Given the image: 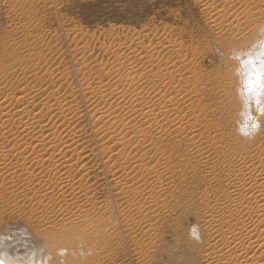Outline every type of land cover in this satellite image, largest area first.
<instances>
[{"label":"rangeland","instance_id":"1","mask_svg":"<svg viewBox=\"0 0 264 264\" xmlns=\"http://www.w3.org/2000/svg\"><path fill=\"white\" fill-rule=\"evenodd\" d=\"M263 10L264 0H0V85H5L6 90L14 91L15 97L24 95L19 88L25 83L28 88L34 85L31 91L35 87H42L40 96L34 98V105L36 102L49 101L48 95L51 96L52 93L51 97L67 98L74 112L66 126H63L65 122L59 121H56L58 125L55 123L50 126V115L46 112L39 113L40 104L30 109L27 116H36L35 120L39 121L42 118L39 125L43 127L45 134L51 133L54 128L56 132L60 130L58 135H70L78 143L76 151L71 149L62 158L72 156L70 163L74 167L68 170L65 167L54 169V161L28 165L29 170H43L29 176L19 175L20 173L11 176L7 175L5 169H0V187L2 185L6 188V191L0 193V256L16 258L21 260V264L30 263L34 255L37 258L35 264H205V256L213 243L208 219L212 218L217 224L225 221V217L215 208L227 201L222 195L224 183H220L219 179L226 180L229 171L221 169L218 162L213 169H207L200 158L183 160L186 145H180L176 141L177 136L171 135L168 139L170 149L165 148L168 136L158 134L153 128L148 130L146 141L141 144H137L138 138H142L139 135L131 136V133V137H122L116 123L102 136V133L95 131L96 126L92 123L94 119L88 115V110L98 108L99 100L81 92L86 84L96 86L100 83L118 90L127 86L130 92L133 89L139 90L152 103H157L159 96L163 94L166 100L170 98V102L173 101L171 104L175 109L172 116H176L174 118L178 123L187 126L195 124L196 127L202 125V134L198 137L201 146L207 147L210 137L212 144L214 139L219 140L220 147L213 153L215 159L219 156L225 158L226 155L230 157L229 141L232 137L228 138V134H232L234 140L239 139L241 150L238 151L243 153L242 149L246 147L256 149L259 144L257 139L264 133V65L257 75L256 70H253L257 76L256 83L250 86L244 84L249 92H246L239 79L243 76L240 71L244 61L258 64L254 50L264 46V29L258 31L256 28L252 30V27L264 25ZM213 22L216 24H212ZM217 24L221 28L216 27ZM225 26L228 27L227 30H224ZM242 29L246 37L254 35L255 39L250 41L251 44L230 43L232 36ZM262 57L264 58V52L260 59ZM4 66L8 69L9 76L7 72L2 74ZM170 68L174 70L171 75L166 76L165 71ZM129 69L132 73H143L138 74L140 83L135 81L132 88L117 81L119 76L130 72ZM46 71L52 73V81H44ZM238 74H241L240 77ZM145 75L147 78L142 77ZM251 80L253 81V77ZM229 81L234 87L225 95L228 91L225 85ZM241 86L243 91L239 89ZM1 87L0 100L7 94ZM116 100L113 98L112 104L119 101ZM15 111L14 109L12 112ZM17 117L19 116L11 117L14 123L7 127L6 138L0 135V143L5 142L0 145L5 147L6 153L12 151V142L15 146L20 145L18 142L21 138L12 137L19 126ZM211 119L213 124L209 122ZM167 124L169 123H163V126L169 127ZM215 124L223 125L224 137L215 133ZM35 126L25 132L30 135L25 138L31 139L36 130H39V126ZM44 126L50 127L45 129ZM18 129L22 130V127ZM151 137L158 141L156 146L146 143ZM2 138L5 140L2 141ZM121 141L126 145L121 149L122 156L117 157V151L122 145L115 143ZM111 151L113 159L118 158L113 167L108 159ZM145 151L147 155H143ZM14 152L10 154L12 156H3V167L16 163ZM64 152L65 149L54 155L55 158L61 157ZM125 156L143 161H128L118 168ZM140 156L142 158H138ZM78 157L81 162L78 160L79 163L75 165ZM164 166L167 168L164 172L166 180L161 186L154 181L141 182L143 188L153 189L152 195L157 202H149L148 195L135 196L129 193H126L124 201L119 199L117 193L121 186L125 185L129 189L136 185L135 180L137 182L140 178L147 177L148 172L153 174L155 169L161 170ZM50 172H58L62 177L66 176V179L74 181L72 184L77 187L76 192L81 188L88 191L84 195L76 193L77 196L72 198L71 188L68 186L63 197L62 190L54 187V179L49 177ZM82 172L87 174L81 178ZM212 173L217 177L209 180ZM49 183L53 186L49 194L52 196L43 199V203L46 202L43 207L39 204L40 193L34 192ZM72 199L79 200L80 202L76 201L79 207L87 209L89 213L95 209L91 215L96 214L102 221L99 226L102 232L100 234L98 230L99 235L94 237L93 232H90L93 226H88V222H85L86 226H81L92 237L85 241L76 240L73 246L57 251L55 243L47 242L53 235V230L59 228L57 226H60L58 223L61 218L73 219L82 213V208L70 206ZM150 204L152 207L148 208ZM128 207L130 210L132 208L130 213ZM136 207L142 209L141 215L134 212ZM47 209L48 212L45 211ZM49 211L53 213L50 214ZM231 213L237 211L232 209ZM45 217L49 221H43ZM255 220L256 218L253 221L257 223ZM95 238H99L104 244L98 243ZM83 248L88 254L84 253Z\"/></svg>","mask_w":264,"mask_h":264},{"label":"bare ground","instance_id":"2","mask_svg":"<svg viewBox=\"0 0 264 264\" xmlns=\"http://www.w3.org/2000/svg\"><path fill=\"white\" fill-rule=\"evenodd\" d=\"M206 6H208V5H206ZM261 12L264 13V10ZM216 16L217 15H215V17ZM214 23L216 24V22H213L212 24H214ZM216 27H218V24ZM225 27H226V29H224V30H227L228 27L227 26H225ZM214 28H215V26H214ZM218 28H221V27H218ZM255 28H256V30L260 31V30L264 29V25L263 24H259L258 26L253 25L252 30H255ZM218 30L221 31V29H218ZM243 31H244V29H242L241 32H239L237 35L232 36L233 39H230L229 42L230 43H236V44H238V43L244 44V43H248L250 41L252 42L255 39L254 35H249V37H246L245 36L246 34L243 33ZM258 40H259V38H258ZM251 42L249 44H251ZM263 42H264V40H263ZM257 45H259V44H257ZM29 46H31V45H29ZM29 46L27 48L30 51ZM109 48H110V46H109ZM113 49H115V48H113ZM252 50H254L253 47H252ZM252 50H251V52H252ZM263 52H264V46L261 49L256 47V49L254 50L255 58H256L255 60L258 61V64H255L253 62L251 63V61H247V60L243 62V66H242L241 71H240L243 76L240 77L241 74L237 75L240 77V79H239L240 84L243 85V87H245L244 84H246V86H247V84L250 86L251 84L256 83V81H257L256 75L258 74L260 67H263V65H264V58L262 57V59H260L261 54ZM251 57H254V56L252 55ZM244 58H246V57H244ZM248 59H249V57H248ZM251 60H252V58H251ZM168 66H170V64H168ZM171 68L169 69L170 71L169 70L165 71L166 76L171 75V71L174 70V69L171 70ZM75 69H76V67H75ZM131 69H129L130 72H127L123 76H119L117 78L118 82H121V84L125 83V84L129 85V88L134 87L135 81L137 82L138 79L140 80V78H138V76H139L138 74L142 73L140 71L138 74H136L135 73L136 71H135V72H133L134 73L133 74L131 72ZM253 70H256V72H257L256 75L253 72ZM1 71H2V74L7 72V75L8 76L10 75L8 69L5 68V66L1 69ZM116 71H113V73H115ZM163 73H162V75H163ZM111 74H112V72H111ZM44 75L46 76L44 81H47V80L52 81L53 80V77L51 76L52 73H50L49 71H46V74H44ZM4 76H6V75H4ZM34 76H36L35 73H34ZM142 77L147 78L146 75L142 76ZM157 77H160V76H157ZM171 77H170V80H173V79H171ZM251 77H253V81L251 80ZM231 81H233V80H231ZM166 82H167V80H166ZM93 84H96V82H94ZM97 84L100 85V83H97ZM97 84H96V86L95 85L90 86L89 84H86L85 87L82 88V92L81 91L80 92L83 95L88 94L89 96H92L93 98L95 97L96 99L99 100V102L97 104H99L100 107L98 106V108H95V109L92 108L91 111L88 110V113H89L88 115L94 119L92 121V123L93 122L95 123V124L93 123V125L96 126V130L95 129L94 130L98 131L99 133H102V136H104L105 133L109 131V128L111 127V125L113 123H116L117 126L120 127L118 132H120V135L122 137H124V135L127 136L131 133H132L131 136L132 135H134V136L139 135L142 138H138L139 141H137L138 143L137 142L136 143L141 144V143H145V141H146L145 138L148 135V130L150 128H153L154 130L157 131L158 134H163L164 136H168L166 138L167 140H165L166 141V143L164 144L165 148L170 149V144H168L169 143L168 139H169V137L171 138V135L177 136L176 141H178V143L180 145H182L181 143L186 145L187 149H186V153L183 155V157H184L183 160L189 161L190 158H200L199 160L203 163V165L207 169H213V167L215 166V163L218 162L222 166L221 169H225V170L229 171V173H227V179L226 180H225V178L219 179L220 183H224V186H223L224 190L222 192V195L227 198V201L222 202L220 206L215 208L225 217V221L222 224H217L212 220V218L208 219V225H209V230H210L209 233H210V236L213 240V243L210 246L209 253L205 256L206 257V259H205L206 263L205 264H264V133L262 134V137L260 135L261 138L257 139V141L259 140V144H258L256 149H251L250 147H246V148L242 149L243 153L238 151V150H241L239 147V144H238L239 139L234 140V137L232 136V134H228L227 135L228 138L232 137L229 141V145L231 146L230 157L228 158L226 155L225 158L219 156L217 159H215L213 156V153L217 152L218 148L220 147V146H218L219 140L214 139L213 144H212V137H210L207 140V142H209V145L207 147H205L203 145L201 146V144L198 142V137L202 134V131H201L202 125L200 127H196L195 124H189V126H187V125H182L181 123H178V121H176V119L174 118L175 115L172 116V113H173L172 111H174L175 108L173 107L174 105L171 104V102H173V101L170 102V100H169L170 98L166 100V96H162L163 94H161V96H159V98L157 100V103H152V102H148L149 101V100L147 101L148 98L147 99L144 98L139 90L133 89L132 92H130L129 89L127 90L128 86L125 89L122 87L123 89L118 90L117 88L105 87L102 85L99 86ZM40 85H42V83ZM110 85H111V83H110ZM169 85H171V84H169ZM1 86L2 85H0V87ZM33 86L31 85V87H33ZM80 86H81V84H80ZM123 86H124V84H123ZM31 87L28 88V85L26 83L21 88H19V86H18L17 88L20 89V90L19 89L18 90L21 92L23 91V94H24V95L21 94L22 96L20 95V97L19 96L15 97L14 91H11V90L9 91L8 89L6 90L5 85H3L1 87L3 89V91H6L5 93H7V94H5L4 98L2 100H0V135L4 136V138H6V136H7V132H6L7 130L6 129H9L7 127L9 125L11 127L12 123H14L11 120V117L13 115L19 116V117H17V118H19V120L15 119V120H18V124H19L18 127L14 126V127H16L17 130L12 127L14 130H16L15 134H18L19 136L15 135L13 132L12 133L14 135L12 136V134H11L10 136H12V137L17 136V139L20 137L21 138L20 142L22 141L21 143L18 142L20 145H16V146L12 142L13 146L10 144V146H12V147H10L12 149V151L7 152V153L5 152V147L2 146L5 142L3 144H2V142L0 143V144H2V145H0V153H1V155H0V169H5L7 175H11V176H15L16 173H20L19 175L24 174L25 176L40 173L43 170H39V171L35 172V169L29 170L28 165L38 164L40 162H46V161H54L55 162L54 169H61V168L65 167L66 168L65 170H68V169L72 168V166H73L70 163L72 156L65 158L63 160H62V158L65 157L71 149L76 151V149H77L76 146H78L77 145L78 143L76 144V141L73 139V137H70V135H68V136L63 135L64 137L58 135L57 133L60 132L59 129H58L59 132H56V131H54V128H53L51 133L46 132L47 134H45L43 131V127H41L39 125V122L42 120V118L39 121V120H35L36 116H33V117L31 116V118L30 117L28 118V116H27V115H29L30 109H33V108H35V105L40 104L39 105L40 108L38 107L40 109L39 113L43 114L44 112H46V114L50 115L48 118L49 121H51L50 126H53L56 123V121H59L60 123L65 122L66 124H64L63 126H66L68 124L67 122L70 120V118L72 117V114L74 112V110L72 109L71 102L69 103L68 102L69 100L67 101V98H62L60 96L51 97V96H53V93H52L51 96L48 95L49 101L47 100V102H44L45 101L44 100L41 103L36 102V104L34 105V98L36 96H40V90H42V87H41V89H40V87L39 88L35 87V90H33V91H31L33 89ZM152 87H153V85H152ZM225 87L228 89V91L225 93V95H226L227 93L229 94V89L231 90V88H233L234 86H233L232 82L229 81L225 85ZM136 88H138V87H136ZM147 88H149V87H147ZM239 89H240V91L244 90V88H242V86ZM151 90H154V89H151ZM246 90H247L246 92H249L248 87L246 88ZM15 91H16V89H15ZM19 91H18V93H20ZM30 93H32V95H29ZM175 93H176V90H175ZM16 94H17V91H16ZM113 98H114V100H116V99L119 100L118 102H116L117 104L116 103L112 104V102H114V101H112ZM249 98L250 97H248V99ZM37 101H39V100H37ZM41 101H42V99H41ZM154 102H155V99H154ZM70 105H71V108H70ZM14 109L16 111L12 112V111H14ZM34 110H32V111H34ZM23 115H24V117L27 116V119L25 117V120H24ZM36 115H37V112H36ZM44 121H45V119H44ZM209 122L211 124H213L214 121L211 119ZM47 123L49 124L50 122H47ZM163 123H169V124H167V125H169V127H167V126L164 127ZM44 124L42 123V125H44ZM35 125L39 126L38 127L39 130L38 129H37L38 131L36 130V133L32 135L31 139L25 138L26 136L29 135L28 133H25V132L28 131V129L31 130L32 128H35L36 127ZM45 126H47V124ZM45 126H44V128H45ZM20 127H22V130L18 129ZM49 127H46V128H49ZM171 128L174 132L172 130H170ZM214 128L216 130L215 133H218V134L222 135L221 137H224L223 134H224L225 128L223 127L222 124H215ZM187 129H189L191 131H188ZM262 129L264 131V127H262ZM10 132H11V129H10ZM10 132H8V133L10 134ZM3 140H5V139L2 138V141ZM254 140H255V138H254ZM8 141H9V139H8ZM16 141L17 140H15V142ZM127 142L130 143L131 141H127ZM131 143H133V141ZM146 143H150L152 145H155L156 143H158V141L155 138L151 137L149 142H146ZM159 143H162V141ZM115 144L116 145H119V144L122 145V147L119 148L117 151V153H118L117 157H120V156H122L121 149H123L124 148L123 146L126 144H124V141L116 142ZM105 145L107 146V144H105ZM139 146H142V145H139ZM20 147H21V149H20ZM104 147L105 146H103V148ZM108 147H109V145H108ZM6 149H8V148H6ZM63 149H65V152L62 154V156L59 158H55L54 155H58ZM107 149H109V148H107ZM13 151H15L14 153H15L16 163L11 164L10 166L8 164L6 165V163H5L6 166L3 167L2 162L4 161L5 157H7V155H10L11 153H13ZM4 155H5V157L3 158ZM12 155H10V156H12ZM143 155H147L146 151L143 152ZM138 158H142V156H140ZM108 159H109V162L110 161L112 162L111 164L113 167V166H115L114 164L116 163V160L118 158L114 160L113 159V152H112L111 155H108ZM169 159H170V156H169ZM78 160H79V157L74 162L75 165L77 164ZM180 160H182V159H180ZM224 160H226L225 164L223 162ZM128 161L142 162L143 159H137L134 157L125 156V157H123V160H121V162H119V163H121V165H119L118 168L119 167L121 168L122 164L126 163ZM108 165H110V164H108ZM83 166H84V164H83ZM110 170H111V167L109 168V171ZM165 171H167V168L165 166L161 170L155 169L153 174L148 172L147 177L140 178L137 182L135 180L134 181V183L136 184L135 186L132 185L129 187V189L125 185L121 186L119 189L117 188L119 190L117 193V195H119V199H123V201H124L126 196H127L126 193H129V194H132L135 196L138 194H139V196L148 195L149 197L147 199H149V202L154 204V202H157V201L152 195L153 189L149 188V187L147 189L143 188L141 185V182L149 180V181H154L159 186H161L162 183L164 182V180H166L165 173H164ZM123 172L125 173L126 171L123 170ZM112 173H114V171ZM86 174L87 173L82 172L81 178ZM61 175L62 174H58V172H50L49 177L51 179H54V182H52L55 184L54 187L58 188L59 190H62V196L63 197L65 196V195H63V193L67 190L68 186L71 188V194L72 195L70 197H72V198L74 197V195H76V193L77 194L80 193V194L84 195V193H86L88 191L84 188L79 187L81 189H78L76 192L77 187L72 184L74 181L72 182L71 179H66V176L62 177ZM213 177H214V174L211 177H209V180H212ZM215 177H217V175H215ZM134 178H135V176L133 177V179ZM117 182H115V183H117ZM52 183H49L43 189L35 190V192H34V194L40 193V203L39 204L42 205L43 207L45 206V203H46L45 201H44L45 203H43V199L45 200L47 198H51V196H52V195L49 196V194L51 192L50 189L53 187L51 185ZM2 184H4V183H2ZM0 188H1L0 193L3 191H6L5 186L1 185ZM154 193H155V191H154ZM86 195H88V194H86ZM75 199H72V201L70 200V202H71L70 206H74L77 209V207H79V203L76 201H79V200L75 201ZM85 199H86V196H85ZM120 201H122V200H120ZM122 202H120V203L122 204ZM85 203H87V202H85ZM84 204L82 206H84ZM58 205H59V203H58ZM64 205H65V202H64ZM47 206L45 208H47ZM49 207H51V206H49ZM129 207H128V210L130 213V211H132V208L130 210ZM151 207H152V204H150L148 208H151ZM66 208H67V206H66ZM72 208H70V209H72ZM81 208L79 207V209H81ZM232 209L236 210L237 213H231ZM38 210H40V209H38ZM48 210L49 209H47L45 211L48 212ZM67 210L68 209H66V211ZM93 210H95V209L93 208ZM126 210L127 209H125V211ZM45 211H44V213H45ZM92 211H91V213H92ZM76 212H77V210H76ZM81 212L82 213L78 214L77 217H75L76 214H74L75 216H72V217H75V218H73V219L61 218L60 223H58V225H60V226H57L59 228L53 230L54 231L53 235L51 237H49L47 242L48 243H55L54 245H57V246H55V247H57L56 248L57 251H64V248H68L71 245L73 246V244L75 243L76 240H82L83 239L82 241H85V240H88L90 237H92V234L91 233L90 234L85 233L86 232V231L84 232L85 228L81 226V225H84L85 222H88L87 223L88 226H93L92 231H90V232H93V236L95 235L94 237H97L99 235V232L101 234L102 231L99 230V226L101 225L102 221L99 220L100 218L96 214L91 215V213H89L87 209L83 210V208H82ZM134 212H137L139 215H141L142 209L140 207H136V211H134ZM51 213H53V212H50V214ZM70 213H71V210H70ZM124 213L126 214V212H124ZM41 214H40V216H41ZM63 214H64V212H62V215ZM47 215H49V214H47ZM66 215H67V212H66ZM50 216H52V215H50ZM63 217H65V216H63ZM59 218H60V216H59ZM254 218H256L255 221L257 223H255L253 221ZM53 219H55V218H53ZM46 220L49 221L45 217V219H43V221H46ZM57 222L58 221L56 220L55 223H57ZM134 223H136V222H134ZM84 226H86V224ZM52 227H53V225H52ZM98 230H99V232H98ZM42 237L45 239V236H42ZM95 239H97L98 243H102L99 238H95ZM77 242H76V244H77ZM102 244H104V243H102ZM83 245L82 246L80 245V246L84 247L85 245L84 246ZM86 246H88V243L86 244ZM81 247H78V248H81ZM82 250H84V248ZM88 250H87V252L91 251V250H89V251ZM66 251H70V250H66ZM76 251L77 250H75V253H76ZM56 253H58V252H56ZM84 253H86L85 250H84ZM86 254H88V253H86ZM36 260H37V258L34 255L31 258L30 263H28V264H35ZM90 261H91V259H90ZM20 262H21V260H17L16 258L9 259L8 255L0 256V264H21Z\"/></svg>","mask_w":264,"mask_h":264}]
</instances>
